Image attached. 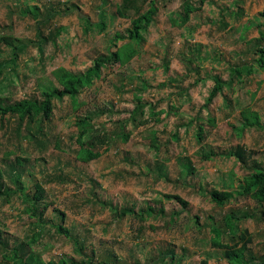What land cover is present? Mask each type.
Returning <instances> with one entry per match:
<instances>
[{"label":"rangeland","instance_id":"rangeland-1","mask_svg":"<svg viewBox=\"0 0 264 264\" xmlns=\"http://www.w3.org/2000/svg\"><path fill=\"white\" fill-rule=\"evenodd\" d=\"M152 5V21L129 40L131 21ZM263 53L264 0H0V105L43 101L62 73L109 58L75 99L54 98L49 118L0 115V168L12 189L0 195L11 248L0 246V264H27L29 251L68 264H169L167 253L175 264H264V220L242 190L264 170ZM215 78L223 87L209 101ZM254 114L260 127L248 123ZM83 119L84 143L101 154L88 163ZM39 188L43 221L32 216ZM215 190L231 202L216 206ZM59 211L72 238L54 227ZM215 243L245 250L229 262Z\"/></svg>","mask_w":264,"mask_h":264},{"label":"trees","instance_id":"trees-1","mask_svg":"<svg viewBox=\"0 0 264 264\" xmlns=\"http://www.w3.org/2000/svg\"><path fill=\"white\" fill-rule=\"evenodd\" d=\"M154 4V3H152ZM156 9L151 6L150 10L146 12L145 15L140 16L137 19H133L131 22V30L128 31V39L129 40H138L140 38V32L144 30L152 21ZM186 11L193 12L194 9L192 7H186ZM121 14V12H119ZM117 39H123L122 36H117ZM114 60H117V55L113 54L112 57ZM109 62V58H99L95 61L94 65L90 67L86 73L75 76L72 73L64 72L62 73L60 77V84L61 87H52L49 91H47L44 96L45 100L39 101L38 99H32V100H22L19 102H15L12 104H8L6 106L0 105V115L7 116H17L21 122H25L26 120L34 121L38 119V117H45L49 118L53 112V99L56 97H65L67 95L76 98V95L78 92L89 86L94 78L98 77L101 70L105 68V64ZM259 63L261 65L264 64V53L262 57H260ZM215 85L211 91V94L209 96V101H212L221 91L223 87V83L219 78H215ZM137 100L139 98H136ZM142 108L141 104L134 107V109L131 112V115L128 117L129 120H134V115H137V113H141ZM43 114L44 116H42ZM44 118V119H45ZM249 125H255L260 127L261 123L259 122V118L256 114L252 116V120L248 121ZM88 120L83 119L78 122V128H79V137L78 142L81 144L82 148V161L85 163H88L89 161H92L94 159H97L101 154L99 152H94L87 148L86 144L84 143L83 139L87 134L88 131ZM120 136L122 141L127 140L126 134L122 131V128H120L118 134ZM213 157V153H206L204 155V159L210 160ZM23 159L21 157L16 158V164L12 165V168L15 169L18 166H21L23 164ZM11 164V163H10ZM8 159L6 160V165H10ZM16 183L19 184L20 188L17 190V192H23V184L20 180H17ZM243 195H246L250 197L254 203L258 206L260 209V217L264 220V170H258L257 167L255 168V173L250 175L244 180V185L242 186ZM40 191V193H39ZM12 192V189L8 187L7 182L5 180V173L0 168V195H7ZM14 192V191H13ZM24 195V193H23ZM42 191L40 188L38 191H36L35 195L33 196V211L32 216L39 218V220L43 221V218L45 216V211L40 210L38 204L42 200ZM164 200L167 201H175L179 203L183 208L187 207L188 203L182 199L179 195L176 194H166L162 196ZM211 201L218 207H223L229 204L233 198V195L230 193H220L219 191L215 190L210 193ZM46 209V208H45ZM147 213L150 215L154 210L151 207H147ZM262 210V211H261ZM163 210L159 208L157 210V213H161ZM60 212V211H59ZM128 211L124 210L122 211V216L126 214ZM62 216V222L60 224H54V227L56 228L57 232L67 236L68 238H72L71 231L68 227L64 226V220H65V213L60 212ZM252 214L247 215L245 218H254ZM144 218V217H143ZM259 218V217H258ZM3 237L0 233V246H4L5 250L10 252L9 245L3 241ZM73 240L76 242V244H79L78 240L73 238ZM215 246L218 248L225 250V255L229 262H232L233 258H240L242 255V251L245 249L241 248L238 251H236V248L238 247L237 244L235 246H228V245H221L215 243ZM15 251V257L19 256V250L17 247L14 248ZM30 252V251H29ZM28 252V259L29 262L27 264H68L65 260H62L60 262H53V261H45L41 258H38L37 255L33 253ZM5 259L9 258L8 256L4 257ZM3 258V259H4ZM163 259L169 258V264H175V256L171 253H167L162 256Z\"/></svg>","mask_w":264,"mask_h":264}]
</instances>
